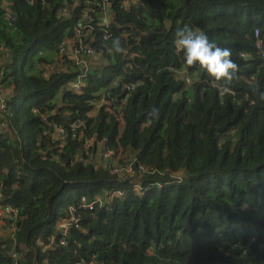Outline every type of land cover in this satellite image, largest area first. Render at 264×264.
<instances>
[{
    "label": "trees",
    "instance_id": "obj_1",
    "mask_svg": "<svg viewBox=\"0 0 264 264\" xmlns=\"http://www.w3.org/2000/svg\"><path fill=\"white\" fill-rule=\"evenodd\" d=\"M93 2L103 0H0V204L15 209L4 217L13 231L0 235V264H264V65L255 42L256 29L264 40V0H111L113 38L94 33L108 66L77 95V69L46 75L39 62L49 64L86 13L101 20ZM185 25L230 51V80L176 52ZM116 76L134 90L113 86ZM103 94L109 103L90 115ZM103 141L104 152L127 155L129 180L91 161ZM112 190L126 194L110 201ZM98 197L103 206H84ZM71 207L81 226L61 244Z\"/></svg>",
    "mask_w": 264,
    "mask_h": 264
},
{
    "label": "built area",
    "instance_id": "obj_2",
    "mask_svg": "<svg viewBox=\"0 0 264 264\" xmlns=\"http://www.w3.org/2000/svg\"><path fill=\"white\" fill-rule=\"evenodd\" d=\"M94 10L100 12L101 20H99L96 24V18L92 13H86L85 14V21L80 22L78 25L75 26V32L72 34L71 37H65L63 41L60 43L58 48V55L56 58V61L53 62L50 65L52 68H55L57 65H71L72 68L75 70L77 69L78 72L74 78V80L71 83V88H73V91L77 95H82L85 88V83L87 80V77L89 76L91 72L90 62L89 58L94 56L96 53V46H95V35L94 33L96 31L100 32L101 37L103 40H110L113 38V32L111 30V20L109 19L107 15V8L110 7L111 0H103L102 3L99 2H93ZM68 10H65L63 8L59 9L60 14H67ZM7 16L13 17L10 13H7ZM255 39H256V49L260 51V57L261 59H264V40L260 35V31L256 29L255 31ZM39 56H47L45 51L40 50L38 52ZM241 55L247 56L245 53H242ZM131 58H135L137 54L135 52L130 54ZM131 69L134 68V65H130ZM4 66H2L3 70ZM76 70V71H77ZM117 77V76H116ZM115 77V78H116ZM113 86L115 87H122L127 89V91H132L135 88V84L129 83L125 80L124 77L119 76L117 77L113 83ZM224 91L230 90L229 88H223ZM223 91V90H222ZM223 91V92H224ZM102 97H95L92 99V103L95 105L94 109L100 108V106L104 103H109V100L106 98V95H101ZM109 106L110 110V104H107ZM7 109V102L5 98H0V111H5ZM108 110V109H107ZM33 112L36 114H40V110L38 108H34ZM44 120L48 119V116H43ZM78 127H80V124L73 123L72 129L73 132L76 133L78 130ZM59 133H65V129L62 127H58ZM6 132V129L3 125H0V135H3ZM92 140H87L85 145L86 148H90L92 145ZM112 153V151H105V154ZM127 167V170L121 173H116L117 179L119 181L123 180H129L131 177V173L133 171V164H129ZM115 174V173H114ZM134 187L139 188V191L144 194L148 188H142L140 184L135 183ZM126 191H120V190H112L109 191V199L110 201L116 198L117 196H125ZM104 200L102 197L96 198L94 201L90 202L89 204H85L84 206L93 209L95 205L99 204L100 206H103ZM14 209H6L2 205H0V212L2 213H12L14 212ZM75 209L71 207V219L69 221H66L63 223L61 228L63 229L62 236L60 237L59 242L61 244L66 243V237L69 233V229L71 225H75L77 228L81 226L80 224V217L74 215ZM55 237L52 238L51 243L53 244L55 242ZM44 244V243H42ZM14 264H17L16 262Z\"/></svg>",
    "mask_w": 264,
    "mask_h": 264
},
{
    "label": "clouds",
    "instance_id": "obj_3",
    "mask_svg": "<svg viewBox=\"0 0 264 264\" xmlns=\"http://www.w3.org/2000/svg\"><path fill=\"white\" fill-rule=\"evenodd\" d=\"M173 43L176 52L182 53L184 61L188 65L196 64L203 67L216 80L232 78L236 65L230 58V51L210 41L203 31L185 25L177 29ZM117 51H119L118 47ZM2 206L6 209H14Z\"/></svg>",
    "mask_w": 264,
    "mask_h": 264
},
{
    "label": "crops",
    "instance_id": "obj_4",
    "mask_svg": "<svg viewBox=\"0 0 264 264\" xmlns=\"http://www.w3.org/2000/svg\"><path fill=\"white\" fill-rule=\"evenodd\" d=\"M107 9H108L107 10V15H108L109 19L112 22V17L111 16L113 14V9L111 7L107 8ZM111 9H112V13H111ZM73 31L75 32V28L73 29ZM74 32H73V34H74ZM68 37H71V36H68ZM46 54L49 55L47 52H46ZM57 55H58V53H56L55 55H51V57H53V58L49 62L50 64H52L53 62L56 61ZM88 60L90 62V67H91L92 70L93 69L96 70V69H99V68H102V67L106 68L108 66L107 57H103L101 55H94V56L90 57ZM48 67H49L48 69L47 68L44 69L45 70V74L47 73L48 70H52V72H54L57 69H64L65 71L70 72V73H73L75 71V69L72 68L71 65H64V66L57 65L55 68H52L50 65H48ZM7 93H8L7 90H2L1 94H0V97L1 98L7 97ZM94 113H95V110H92V111H90L89 114L93 115ZM4 217H5V215H3L2 212H0V235L3 234V233L9 234V233H12V231H13V229L10 228L8 226V224H6V221H5Z\"/></svg>",
    "mask_w": 264,
    "mask_h": 264
},
{
    "label": "rangeland",
    "instance_id": "obj_5",
    "mask_svg": "<svg viewBox=\"0 0 264 264\" xmlns=\"http://www.w3.org/2000/svg\"><path fill=\"white\" fill-rule=\"evenodd\" d=\"M262 64L264 65V59ZM39 67L41 69L49 68L47 63H42V62H39ZM51 72L52 70H48L46 75H49ZM106 109L109 110V106H107ZM105 147H106V143L104 141L97 143L94 155L90 157L91 161L96 162L98 167H100L101 165H103L104 167H108L110 164H112L114 167L111 169V172L115 174L126 171L127 167L125 166V162L126 160H129V158L126 157L127 155H121V153L118 155L112 153L105 154L104 152Z\"/></svg>",
    "mask_w": 264,
    "mask_h": 264
},
{
    "label": "water",
    "instance_id": "obj_6",
    "mask_svg": "<svg viewBox=\"0 0 264 264\" xmlns=\"http://www.w3.org/2000/svg\"><path fill=\"white\" fill-rule=\"evenodd\" d=\"M111 13H112V9H111Z\"/></svg>",
    "mask_w": 264,
    "mask_h": 264
}]
</instances>
